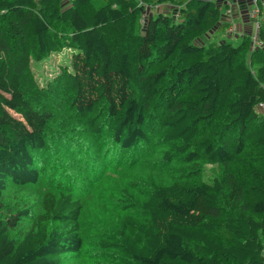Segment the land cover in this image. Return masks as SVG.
I'll list each match as a JSON object with an SVG mask.
<instances>
[{"label": "trees", "instance_id": "1", "mask_svg": "<svg viewBox=\"0 0 264 264\" xmlns=\"http://www.w3.org/2000/svg\"><path fill=\"white\" fill-rule=\"evenodd\" d=\"M225 3L0 0V264L79 253L89 176L68 166L102 175L145 164L152 132L172 149L162 162L179 158L185 178L142 199L120 190L126 212L101 249L124 264H264V10L254 36L202 42L230 27ZM106 30L130 43L114 48ZM64 51L67 64L39 83L32 66ZM43 183L36 216L4 205L9 185Z\"/></svg>", "mask_w": 264, "mask_h": 264}, {"label": "rangeland", "instance_id": "2", "mask_svg": "<svg viewBox=\"0 0 264 264\" xmlns=\"http://www.w3.org/2000/svg\"><path fill=\"white\" fill-rule=\"evenodd\" d=\"M226 2V1H225ZM248 7L250 8V0H248ZM259 14L264 10V0H258ZM221 4V3H220ZM224 6V4H221ZM262 6V7H261ZM249 8L245 11L236 9L231 16L226 18L230 22V27L234 34L241 37V33L236 34L233 23H237L241 19L245 20L242 26L251 27L252 35H255V19L249 18ZM167 12V11H166ZM146 12L143 14L145 18ZM142 21H140V24ZM250 28V29H251ZM106 35L114 48H121L130 43V36H118L110 30H106ZM228 39L225 33H217L212 31L202 39V42H220ZM229 41V39H228ZM234 45L237 42L233 43ZM254 44H252L253 46ZM70 52V50H69ZM69 52H62L50 56L46 61L39 66H32L33 73L36 80L42 83L45 78H52L54 74L59 72L60 66L67 64ZM150 154L143 158L145 164H141L138 160L133 167H122L119 171H109L102 175L94 174L90 169L86 170L82 166L77 169V165L68 166V171L77 176V180L81 181L84 174L89 176L87 182L84 183L85 195H91L89 200L82 205L80 213L82 248L79 253L75 255H66L61 259L60 264H124L122 253L114 248L101 249L99 245L100 239L108 242H113L114 230L119 220L124 217L126 211H122V207L116 202L120 200V190L127 189L134 197L142 199L155 186L165 185L169 180L181 179L184 177V171L179 164L180 159L175 158L171 164H164L162 162V153L164 151H171L172 149L161 142L159 134L155 132L150 133ZM147 150V149H146ZM95 154V151H92ZM58 157H63L59 155ZM113 172V173H112ZM217 169L215 166L207 165L204 167L201 180L210 184L213 177L216 175ZM68 182H64L61 186H67ZM72 187V186H70ZM119 189V190H118ZM48 186L43 183L36 187L17 188L9 185L4 196V205L6 208H27L31 215L36 216L40 211L41 196L47 192ZM84 190L78 189V193L82 196ZM49 192L58 194L62 192L58 189H50ZM76 197L75 195H73ZM77 198V197H76ZM74 200V198H73ZM137 220L142 219L141 215L132 213ZM19 232L27 230L29 221H23ZM102 231V232H101Z\"/></svg>", "mask_w": 264, "mask_h": 264}, {"label": "built area", "instance_id": "3", "mask_svg": "<svg viewBox=\"0 0 264 264\" xmlns=\"http://www.w3.org/2000/svg\"><path fill=\"white\" fill-rule=\"evenodd\" d=\"M250 9H249V18L250 19H255L256 22L254 23L255 25V32L257 31V28H258V16H259V2L258 0H250ZM231 9L229 8L227 11H226V15L227 16H231ZM226 35H227V38L228 39H232L234 38L235 34H234V31L231 27H229L227 30H226ZM252 44H254L253 46H259V43L253 38V42ZM260 112L264 113V104H259L258 106Z\"/></svg>", "mask_w": 264, "mask_h": 264}, {"label": "crops", "instance_id": "4", "mask_svg": "<svg viewBox=\"0 0 264 264\" xmlns=\"http://www.w3.org/2000/svg\"><path fill=\"white\" fill-rule=\"evenodd\" d=\"M226 1V8L227 9H231V8H233L234 7V2H236V3H238L240 0H225ZM234 1V2H233ZM242 1V4H240L242 7H246L245 9L246 10H248V3L249 2H247V1H245V0H241ZM250 9V8H249ZM232 24H233V26H234V29H235V33L236 34H239V33H241V36L243 35V34H248V35H252V32H251V30H252V28L250 29L249 27H247V26H242V24H245V20H243V19H241L240 21H238L237 23H233V21H232ZM237 37V39L239 38V36H236ZM233 39H235V37L233 38ZM240 40V39H239ZM234 42H239L238 40H234V41H232V43H234Z\"/></svg>", "mask_w": 264, "mask_h": 264}, {"label": "clouds", "instance_id": "5", "mask_svg": "<svg viewBox=\"0 0 264 264\" xmlns=\"http://www.w3.org/2000/svg\"><path fill=\"white\" fill-rule=\"evenodd\" d=\"M227 36V35H226ZM237 35H235L234 37H235V39H233L232 38V40L234 41V40H239V39H241V37H239L238 39H237V37H236ZM241 36V35H240Z\"/></svg>", "mask_w": 264, "mask_h": 264}]
</instances>
